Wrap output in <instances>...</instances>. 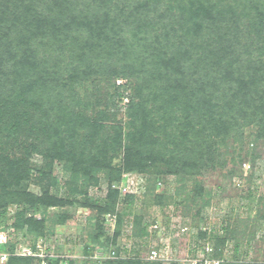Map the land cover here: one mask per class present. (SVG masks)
I'll return each mask as SVG.
<instances>
[{
  "label": "trees",
  "instance_id": "trees-1",
  "mask_svg": "<svg viewBox=\"0 0 264 264\" xmlns=\"http://www.w3.org/2000/svg\"><path fill=\"white\" fill-rule=\"evenodd\" d=\"M120 78L123 88L115 84ZM99 80L114 81L108 95L129 91L125 119L108 123L96 97L76 99L74 85ZM25 133L26 147L16 156L13 142ZM229 141L233 162L253 171L256 145L264 143V0H0V224L14 206L11 226L23 242L32 235L28 245L42 240L53 255L47 264H74L49 251L45 213L75 205L96 217L83 252L96 244L114 248L94 263L163 264L115 247L137 197L126 193L125 211L117 212L126 176L153 175L155 192L162 176L178 178L181 191L156 193V202L197 205L199 217L211 193L196 176L222 165ZM27 146L43 158L40 168L30 166ZM56 161L63 163V184L52 176ZM34 170L40 193L25 185ZM101 177L105 197L89 200V187ZM109 213L116 214L115 226L105 235ZM70 218L62 212L56 221ZM142 219L132 220L135 236L147 235ZM228 232L199 229L191 252L213 241L216 257ZM17 242L0 245L10 251L4 264H39L14 255Z\"/></svg>",
  "mask_w": 264,
  "mask_h": 264
},
{
  "label": "rangeland",
  "instance_id": "rangeland-1",
  "mask_svg": "<svg viewBox=\"0 0 264 264\" xmlns=\"http://www.w3.org/2000/svg\"><path fill=\"white\" fill-rule=\"evenodd\" d=\"M113 82L99 80L97 82H86L74 85L76 99L85 100L92 96L101 102L100 108L107 112L108 123H117L125 119V106L127 105L129 91L122 92L121 98L114 97L108 92L113 91ZM125 80L120 78L115 80L116 85L121 88L125 85ZM113 96V102L109 101ZM104 102L106 104L102 105ZM27 133L14 140L11 153L20 156L23 153V141ZM34 138V137H33ZM232 143L228 142L226 154L223 156L221 166L202 170L196 179L202 184L206 192L211 193L209 204L204 206L199 217H196L197 205H177L173 201H162L157 203L154 194L165 192L167 195H175L177 190L181 191L183 181L173 176H162L159 183V190L155 192L154 176L149 174L130 173L126 176V185L121 188L120 200L116 206L117 212H124L122 198L126 193L137 194L132 204V212L124 216L121 234L115 244L123 247L125 252L122 255L131 256L134 250H139V256L143 259L157 260L163 264H201L204 260L218 261L219 264H227L231 261H259L264 263V219L255 218L254 213L264 218V143L258 142L256 151L259 160L255 164L253 171L248 165H241L233 162ZM29 149V164L32 168H40L43 158L34 149ZM223 151V149H222ZM38 173L33 171L25 185L32 191L40 193L41 186L37 184ZM52 176L58 183L63 184L66 175L63 171L62 162H54ZM192 180L184 181L185 191H189ZM99 185H91L88 189L89 200H102L107 192V182L101 177ZM250 193V195H249ZM184 197V195L182 194ZM14 206H9L7 213L2 218L0 230H4L10 236L11 242L16 241L22 233L15 231L11 223L13 222ZM253 212L249 214V209ZM67 212L70 219L65 223H58L56 216L59 213ZM142 215V225H146L147 235H134L136 227L133 226L134 216ZM39 217L40 214H37ZM116 214L109 213L104 217L103 226L105 235L112 233L115 226ZM229 231L227 239L217 250V256L211 257L210 248H213V241H207L206 251L194 249L196 232L199 229L207 230L216 235H224L223 228ZM45 230L48 235L47 245L50 250L56 251L61 256L69 259L74 264H96L103 259L94 256H107L113 248L112 245L93 246L91 253L83 252V247L89 241V234L96 232V217L93 211L85 207L67 206L64 208H50L45 213ZM30 234L26 238H32ZM254 236V237H253ZM252 239L248 241V238ZM25 239V243L28 242ZM104 240V238H102ZM235 245H238L235 247ZM151 250L158 252L159 259H152ZM193 254V255H192ZM106 259V258H104ZM5 263V262H4ZM3 263V264H4Z\"/></svg>",
  "mask_w": 264,
  "mask_h": 264
},
{
  "label": "built area",
  "instance_id": "built-area-1",
  "mask_svg": "<svg viewBox=\"0 0 264 264\" xmlns=\"http://www.w3.org/2000/svg\"><path fill=\"white\" fill-rule=\"evenodd\" d=\"M9 239H10L9 235L3 229L0 230V245L7 244L9 242ZM12 253L18 256H27V257L32 256L39 262V264H47L46 257L51 255L50 253L48 255V253L46 252V248L42 240H38L35 244V247L31 246L30 244L28 245L25 242H17ZM9 255H10V251L0 250V264H3ZM113 255H114L113 250H111L110 254H107V256L94 254V256L98 259L110 258V256ZM157 256H158V252L156 250H151L150 258L159 259ZM201 264H219V262L218 261L215 262L213 260H204L201 262Z\"/></svg>",
  "mask_w": 264,
  "mask_h": 264
}]
</instances>
